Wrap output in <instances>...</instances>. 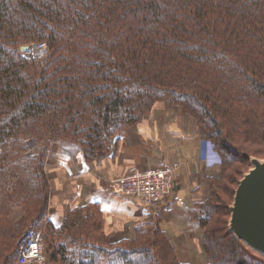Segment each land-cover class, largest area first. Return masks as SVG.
<instances>
[{
  "label": "trees",
  "instance_id": "16d2710c",
  "mask_svg": "<svg viewBox=\"0 0 264 264\" xmlns=\"http://www.w3.org/2000/svg\"><path fill=\"white\" fill-rule=\"evenodd\" d=\"M35 41L49 53L28 60ZM168 98L222 163L191 210L205 264H264L229 230L239 181L264 158V0H0V264L32 226L50 264H191L160 227L112 241L96 202L48 218L51 143L93 159Z\"/></svg>",
  "mask_w": 264,
  "mask_h": 264
},
{
  "label": "crops",
  "instance_id": "0c3cea01",
  "mask_svg": "<svg viewBox=\"0 0 264 264\" xmlns=\"http://www.w3.org/2000/svg\"><path fill=\"white\" fill-rule=\"evenodd\" d=\"M209 146L199 123L171 100L159 102L140 123L115 136L109 149L88 160L79 144L51 143L46 172L51 188L48 218L63 223L70 211L89 202L100 205L105 230L112 241L134 238L139 226L165 230L183 262L205 264L203 230L191 210L209 193L208 177L220 173L222 163L209 166ZM179 163L174 190L156 205L114 193L109 183L115 176L140 169Z\"/></svg>",
  "mask_w": 264,
  "mask_h": 264
},
{
  "label": "built area",
  "instance_id": "2783aa9c",
  "mask_svg": "<svg viewBox=\"0 0 264 264\" xmlns=\"http://www.w3.org/2000/svg\"><path fill=\"white\" fill-rule=\"evenodd\" d=\"M22 51L28 60H34L45 57L49 53V46L45 41H36L27 44ZM178 166L179 163L176 162L147 169L133 167L128 174L112 178L109 187L116 194L153 206L174 190ZM16 264H48L42 229L32 226L25 232L19 241Z\"/></svg>",
  "mask_w": 264,
  "mask_h": 264
},
{
  "label": "water",
  "instance_id": "95a60500",
  "mask_svg": "<svg viewBox=\"0 0 264 264\" xmlns=\"http://www.w3.org/2000/svg\"><path fill=\"white\" fill-rule=\"evenodd\" d=\"M251 160L230 205L229 230L264 257V158L252 156Z\"/></svg>",
  "mask_w": 264,
  "mask_h": 264
},
{
  "label": "clouds",
  "instance_id": "9594fccd",
  "mask_svg": "<svg viewBox=\"0 0 264 264\" xmlns=\"http://www.w3.org/2000/svg\"><path fill=\"white\" fill-rule=\"evenodd\" d=\"M206 163L207 165L211 166L214 163L218 162V156L216 153L212 150L211 146H209L208 152L206 154Z\"/></svg>",
  "mask_w": 264,
  "mask_h": 264
},
{
  "label": "rangeland",
  "instance_id": "374dc122",
  "mask_svg": "<svg viewBox=\"0 0 264 264\" xmlns=\"http://www.w3.org/2000/svg\"><path fill=\"white\" fill-rule=\"evenodd\" d=\"M36 42V41H35ZM46 42V41H45ZM28 44H30V43H28ZM48 44V43H47ZM25 45V44H24ZM21 50H22V48H21ZM23 52V51H22ZM27 144H28V146L32 149L33 148V150H34V148H35V146L37 145V143H36V141H35V139H29L28 141H27ZM233 184V183H232ZM233 186L234 187H236V184H233ZM205 199V198H204ZM231 200V199H230ZM232 201V200H231ZM16 264V263H15ZM48 264H50V262H49V259H48Z\"/></svg>",
  "mask_w": 264,
  "mask_h": 264
}]
</instances>
